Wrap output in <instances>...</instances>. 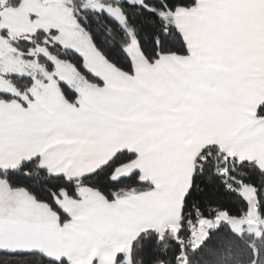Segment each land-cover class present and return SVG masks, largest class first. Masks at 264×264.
Returning a JSON list of instances; mask_svg holds the SVG:
<instances>
[{"label":"snow or ice","instance_id":"1","mask_svg":"<svg viewBox=\"0 0 264 264\" xmlns=\"http://www.w3.org/2000/svg\"><path fill=\"white\" fill-rule=\"evenodd\" d=\"M247 3L0 0V260L70 264L64 256L56 260L39 248L2 241L27 233L71 240L89 228L97 207L90 193L111 209L124 185L135 193L136 185L149 183L139 167L116 174L139 163L135 149L120 148L90 165L101 158L107 135L130 122L191 123L204 102L201 85L215 79L208 53L231 44L234 15ZM60 62L76 77L61 78ZM253 120L264 127V102ZM201 155L192 162L185 200L193 189L203 195L195 181L203 184L206 174L208 186L214 179L228 183L217 171L219 158L203 149ZM47 161L62 170H51ZM67 201L74 202L72 210ZM199 258L216 264V251L210 246Z\"/></svg>","mask_w":264,"mask_h":264},{"label":"crops","instance_id":"2","mask_svg":"<svg viewBox=\"0 0 264 264\" xmlns=\"http://www.w3.org/2000/svg\"><path fill=\"white\" fill-rule=\"evenodd\" d=\"M233 23L231 44L208 53L212 58L208 70L215 79L201 85L204 102L194 110L191 123L161 118L130 122L107 135L101 158L90 165L103 163L120 148L135 149L141 153L139 163L122 167L116 174L139 167L141 177L155 182L156 189L121 198L111 209L90 193L97 207L87 220L89 228L71 240L27 233L5 237L2 243L36 247L55 259L64 256L70 264L83 263L112 247H130L145 229H174L192 162L202 148L218 145L228 155L254 161L264 170V127L253 120L256 106L264 102V0H248L235 13ZM47 162L51 170H62L56 161ZM66 204L69 210L75 207L74 202Z\"/></svg>","mask_w":264,"mask_h":264},{"label":"trees","instance_id":"3","mask_svg":"<svg viewBox=\"0 0 264 264\" xmlns=\"http://www.w3.org/2000/svg\"><path fill=\"white\" fill-rule=\"evenodd\" d=\"M202 149L213 158H219L222 167L217 171L228 183L225 185L220 179H214L210 182L211 186H208L207 174L203 184L199 179L196 180L195 184L203 190V195L197 196L196 189H193L187 200L183 197V209L181 206L180 219L174 229L141 231L130 245L132 264H203L199 258L200 252L210 246L216 251V264H256L259 261L255 244L244 234L235 232L225 222L210 229L199 245L192 246L193 230L200 219L214 218L219 212H225L231 217L246 214L248 203L240 193L242 185L254 188L256 206L260 214L264 216V170L254 161L239 160L228 155L218 145H208ZM201 150L195 158L200 156L203 159ZM206 167L210 172L211 165ZM148 182L144 185H136L135 193L130 184L124 185L120 190L121 198L151 190V182ZM226 188L230 190L226 191ZM194 204L198 206L199 211L193 207ZM0 264H9V261L0 260ZM32 264H40V262L33 260Z\"/></svg>","mask_w":264,"mask_h":264},{"label":"rangeland","instance_id":"4","mask_svg":"<svg viewBox=\"0 0 264 264\" xmlns=\"http://www.w3.org/2000/svg\"><path fill=\"white\" fill-rule=\"evenodd\" d=\"M12 7V5H8ZM93 70H96V65L90 64ZM10 65L5 66V70H11ZM58 72L61 73V78H74L76 74L70 65L63 62L58 63ZM6 83V82H5ZM240 193L248 203V209L245 215L240 217H231L225 212H219L214 218L200 219L194 227L192 234V246L199 245L207 235V232L217 227L222 222L228 223L231 228L239 233L247 236L253 242L258 251V262L256 264H264V216L260 214L256 206L255 190L252 186L242 185ZM118 254L121 257L118 258ZM102 253L98 257V264H132L129 245H118L110 248L103 256ZM88 258L86 262L76 264H90L92 258ZM91 261V262H90Z\"/></svg>","mask_w":264,"mask_h":264}]
</instances>
